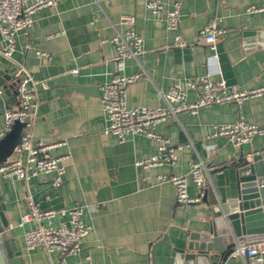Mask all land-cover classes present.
Here are the masks:
<instances>
[{"label":"crops","instance_id":"crops-1","mask_svg":"<svg viewBox=\"0 0 264 264\" xmlns=\"http://www.w3.org/2000/svg\"><path fill=\"white\" fill-rule=\"evenodd\" d=\"M165 1L181 6L180 31L187 47H174L176 34L150 12L147 0H59L56 6L39 10L28 31L17 33L12 59L0 53V70L9 77L3 88L10 108L19 107L13 78L19 65L34 80L48 84L49 89L37 95L34 136L50 145L52 155L66 166L60 187L52 185V175L28 183L0 176V202L6 207L7 231L19 240L21 264H61L57 254L25 245L24 234L34 223L21 219L32 203L41 211L86 207L83 219L92 231L81 251L66 258L67 264H152L153 254L158 264H169L175 248L205 243L202 237L211 239L213 205L238 197L240 159L262 150L264 135L240 147L213 135L216 125L240 119L264 128V12H247L262 7L264 0ZM125 14L136 18L146 51L138 60L126 62V74H143L127 87L128 107H165L163 96L172 85L194 77L224 79L229 86L260 93L240 105L226 102L196 114L168 117L157 125L154 136L136 135L120 142L105 132L108 122L101 94L117 69L110 39L123 29L120 17ZM213 20L224 32L215 50L198 37ZM5 45L0 35V47ZM197 94L188 91V101ZM5 108L0 99V130ZM159 138L183 145L177 162L137 167V160L160 155ZM199 161L211 168L205 196L198 203L178 204L175 186L158 177L187 176L188 193L196 198L200 190L189 173L191 163ZM164 236L169 247L157 245ZM225 264L246 261L229 258Z\"/></svg>","mask_w":264,"mask_h":264},{"label":"built area","instance_id":"built-area-1","mask_svg":"<svg viewBox=\"0 0 264 264\" xmlns=\"http://www.w3.org/2000/svg\"><path fill=\"white\" fill-rule=\"evenodd\" d=\"M58 2L59 0H0V35L6 42L4 47H0V53L12 59L17 33L28 31L32 27L39 10L54 7ZM147 8L155 17L164 19L167 29L176 34L174 47L184 48L189 45L180 31L181 6L178 2L167 5L165 0H147ZM247 12H264V5L250 7ZM135 24L136 18L133 15L125 14L120 17L123 29L110 39L117 52V69L111 80L102 86L101 106L108 122L105 132L117 136L120 142L136 135L154 136L157 125L168 117L184 112L196 114L204 107L226 102H236L240 105L246 98L260 93L229 86L224 79L194 77L172 85L163 96L165 107H128L127 87L139 80L143 74H126V62L138 60L146 52L143 37L137 32ZM198 37L215 50L218 41L224 37V32L219 29V22L213 20L200 31ZM13 76L19 107H9V99L4 88L0 87V99L6 105L0 140L11 131L16 121L25 123V128L20 145L5 163L0 164V176L14 177L28 183L34 177L52 175V185L60 187L66 173L63 159L53 156L51 146L36 140L34 136L33 117L37 109V95L41 90H48L49 86L45 81L34 80L20 65ZM190 90L198 93L193 101L187 99ZM258 135H264L263 127L240 119L235 124L216 125L213 136L224 137L233 146L240 147L250 143ZM159 140L160 155L137 160V167L174 165L177 162V153L183 145L173 146L167 139ZM210 169L203 161L191 163L189 177L200 190L196 198H192L188 193L187 176L160 175L158 180L175 186L178 204H194L205 196ZM85 209L84 205L77 204L71 209L41 211L32 203L30 212L21 219L22 223H34L33 228L24 234L26 247L29 250L42 249L51 256L57 254L60 263L67 264L66 258L81 251L84 239L92 231V227L83 219ZM56 219H60L58 223L54 222ZM230 258H243L246 264H264V241L249 245L237 242Z\"/></svg>","mask_w":264,"mask_h":264},{"label":"water","instance_id":"water-1","mask_svg":"<svg viewBox=\"0 0 264 264\" xmlns=\"http://www.w3.org/2000/svg\"><path fill=\"white\" fill-rule=\"evenodd\" d=\"M9 79L0 70V87ZM25 123L16 121L9 133L0 140V164L5 163L20 145ZM238 197L212 206L214 217L211 239L204 238L200 245L192 242L186 249L175 248L169 264H225L237 242L245 245L264 241V148L244 155L238 164ZM6 207L0 202V264H21L22 252L14 232H8ZM219 229L221 232L219 233ZM169 245L166 236L157 245ZM156 245V246H157ZM167 259L166 254L162 255ZM152 264H158L152 255Z\"/></svg>","mask_w":264,"mask_h":264}]
</instances>
